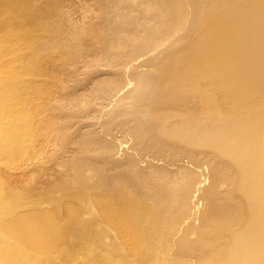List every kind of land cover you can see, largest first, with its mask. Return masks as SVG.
I'll return each mask as SVG.
<instances>
[{
    "label": "bare ground",
    "instance_id": "bare-ground-1",
    "mask_svg": "<svg viewBox=\"0 0 264 264\" xmlns=\"http://www.w3.org/2000/svg\"><path fill=\"white\" fill-rule=\"evenodd\" d=\"M86 1L0 0V264H264V0Z\"/></svg>",
    "mask_w": 264,
    "mask_h": 264
},
{
    "label": "rangeland",
    "instance_id": "rangeland-1",
    "mask_svg": "<svg viewBox=\"0 0 264 264\" xmlns=\"http://www.w3.org/2000/svg\"><path fill=\"white\" fill-rule=\"evenodd\" d=\"M74 2H75V4L77 5V6H80V10H79V12H81V11H84V9H83V7L82 6H84V5H88L90 2H88V1H86V0H73ZM107 1V0H106ZM86 2H88V3H86ZM75 15H77V13L75 14ZM92 47H90V49H88L87 51H86V55L87 54H89V55H91L92 54ZM147 67V65H145V66H143V67H141V68H146Z\"/></svg>",
    "mask_w": 264,
    "mask_h": 264
}]
</instances>
